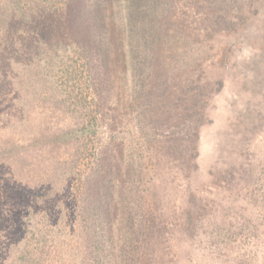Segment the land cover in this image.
Instances as JSON below:
<instances>
[{
  "label": "trees",
  "instance_id": "obj_1",
  "mask_svg": "<svg viewBox=\"0 0 264 264\" xmlns=\"http://www.w3.org/2000/svg\"><path fill=\"white\" fill-rule=\"evenodd\" d=\"M173 1L0 0V115L15 117L0 135V264H157L162 216L145 181H160L146 160H173L188 177L223 85L203 77V50L187 45L200 36L181 33ZM254 1L236 14L228 0L194 5L211 40L240 28ZM46 100L42 122L16 137L10 128L23 132ZM57 114L71 122L51 128ZM46 150L56 162L32 179Z\"/></svg>",
  "mask_w": 264,
  "mask_h": 264
},
{
  "label": "rangeland",
  "instance_id": "obj_2",
  "mask_svg": "<svg viewBox=\"0 0 264 264\" xmlns=\"http://www.w3.org/2000/svg\"><path fill=\"white\" fill-rule=\"evenodd\" d=\"M248 1L228 0L233 3L228 11L242 12L244 7H236ZM173 4L174 18L183 24L181 33L200 36V42L187 45L203 50V77H219L223 85L207 106L209 122L199 130L197 167L188 177L173 160L161 166L146 160V172L160 181L158 186L145 181L146 202H152L154 194L162 216L157 264H264V0L254 1L257 12L235 32L211 40L204 9L197 12L194 0ZM52 101L29 109L23 132L20 127L10 130L24 137L53 108ZM57 115L49 117L53 129L70 121ZM14 121L12 114L1 112L0 135L5 136L4 125ZM119 130L124 143L131 145L132 122ZM56 159V153L47 150L33 156L31 178L52 169ZM188 209L194 214L190 223Z\"/></svg>",
  "mask_w": 264,
  "mask_h": 264
}]
</instances>
